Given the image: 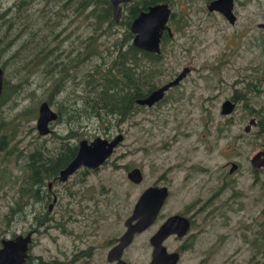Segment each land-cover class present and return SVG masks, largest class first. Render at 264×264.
Returning a JSON list of instances; mask_svg holds the SVG:
<instances>
[{"label": "rangeland", "instance_id": "obj_1", "mask_svg": "<svg viewBox=\"0 0 264 264\" xmlns=\"http://www.w3.org/2000/svg\"><path fill=\"white\" fill-rule=\"evenodd\" d=\"M16 1L0 0L3 6L1 10L12 6ZM47 9H52L49 16L54 22L52 28L51 22L46 24L45 15L35 16L37 19L35 23L29 21L30 15H25V12L18 15L23 22H25L23 16L26 17L30 27L35 30L33 38L35 42L48 32L51 35L61 31L63 18L74 15L72 7H62L58 0H51L48 5L46 0H37L29 13H47ZM237 14L239 20L233 25L218 14L212 16L204 13L194 14L188 33H175L167 45V50L172 49L173 52L166 54L162 60V69L166 75L157 85L176 75L185 66L190 67L191 71L155 106L136 110L133 116L123 122L114 121L115 125L107 132L100 125L98 118L86 120L85 133L81 138L90 140L95 136L108 138L117 133L123 134V140L109 159L97 171L88 173L85 182H78L73 187V191L81 194L82 198L93 194L100 200L99 196L103 195L102 204L99 205L100 233H119L120 229H116L117 216L122 214L128 216L141 192L148 186L158 183L161 176L172 178L174 200L179 205L174 207L168 205L165 211L172 208L177 210L196 197L208 198L219 184L221 166L229 161L237 162L239 169L230 175L231 180L227 177L232 185L217 198V205H213L210 219L206 222L203 217L198 219L197 241L192 249L182 253L178 264H264L260 250L264 166L255 172L250 165L251 156L264 146V132L262 138L255 137L257 126H252L248 133L244 132L249 119L255 116L249 112V108L251 106L258 108L264 100L263 95L257 101L259 104L255 103L254 97L258 92L249 89L257 81L260 67L264 63V51L262 44H259L260 32L264 30L256 26L264 19V0H243L237 8ZM79 16L82 19L80 27L78 28L77 23L75 28L70 25L69 30H65L66 36L70 35L66 44L73 41L74 44H78V37L85 38L89 32L106 33L101 25L100 29L95 30V22L91 17L84 18L83 14ZM3 32L2 27L0 44H3L5 38ZM119 33L120 31L114 32L111 37ZM111 37L105 38L104 42H109ZM28 39L30 36L26 34L20 46L30 45ZM8 40H11L9 44L11 50L7 46L1 61L11 60L4 68L5 78L11 80L9 83L17 82L14 79L16 73H44L35 65L36 60L30 64L29 55L24 63L28 64V69L23 70L22 66L19 68L17 58L21 54H17L18 57L15 59L12 58V53L16 52L12 31ZM45 41L43 38V44ZM26 49L28 48L22 47L23 52ZM38 82L34 81L35 84ZM256 87H259L258 83ZM235 91L242 92L245 98L236 102L232 113L221 115V102L230 98ZM18 97L24 105L29 103L34 106L39 104L40 101L37 102L39 99H45L46 93L43 88L29 85ZM12 107L18 109L21 106L13 103ZM16 112L17 110H13V113ZM35 124V121L29 124L25 122V129L14 140L13 148L7 152L16 156L6 154V166L0 169L1 179L4 181L3 185L0 181V230H12L14 235L23 226L16 221L8 227L6 215L10 207H16L17 203H20L17 196L20 194L18 187L23 186L29 175L25 165L26 153L34 146L36 131L31 126ZM59 127L60 125L56 130H59ZM46 136L48 140L50 136ZM51 143L52 146L53 141ZM165 144L169 145L167 150L163 149ZM16 159H20L21 162L16 164ZM131 163L142 168L143 180L139 184L130 182L126 177V166ZM191 165L196 168L193 169L196 176L188 181L185 176L188 169L193 167ZM206 168L213 171V176L209 184L203 178L202 184L201 176L207 172H202L201 169ZM74 178L77 180L78 176ZM68 188L70 187L66 189ZM61 194L62 200H66V193ZM232 196H235V200L224 204ZM62 206L61 203L53 209L52 214L55 218L60 215ZM216 207L220 208L217 210ZM159 224L160 219L135 239L128 253L131 264H149L151 249L147 248V244ZM195 229L196 227L191 229L190 236L195 233ZM7 235L11 234L5 236ZM36 239L34 253L43 255L47 260L57 258L62 260L64 258L61 256L62 251L69 253L75 248H83L65 236L55 225L47 232L42 230ZM167 245L170 251H174L180 243L169 240Z\"/></svg>", "mask_w": 264, "mask_h": 264}, {"label": "flooded vegetation", "instance_id": "obj_2", "mask_svg": "<svg viewBox=\"0 0 264 264\" xmlns=\"http://www.w3.org/2000/svg\"><path fill=\"white\" fill-rule=\"evenodd\" d=\"M36 1L37 0H17L13 3L12 6L9 5L10 7L4 10H1V7L3 6L0 3V13H2L3 16L2 22L6 28V23L9 22L10 16H13V14L17 15L16 17L13 16V30L11 31L12 37L14 38L16 53L21 54V56L17 58L18 67L21 68L22 66L23 70L28 69V64L24 63L27 60V55H29L30 64H32V62L36 60L35 65L44 72L42 74L16 73L14 75V79L17 80V82H11V85L15 88L14 90L11 89V85L8 82V86L13 92L10 93V101L6 102V104L3 106L2 113L4 114L7 111H11L13 113V110H17V108L12 107L13 103H18L21 106L19 108H25L26 106H28L29 103L24 105L20 101L18 96L19 94H21L22 90L26 86L36 85L37 87L43 88L45 90L46 97L45 99L41 100L36 106L29 104L33 110H36V115L33 120H30L26 123L29 124L31 121L36 122L38 117V107L43 101H45L48 104L49 108L56 113V118L47 123L49 133H47L46 135L50 136L48 140H46L48 136L41 135L37 131L36 124L35 126H31L32 128H35L36 138L34 137V146L31 148V150L26 153L25 165L28 164L30 166V169H26L27 173L38 174L39 177H31L32 183L29 177H26L23 186L18 187V191L20 194H17V196L20 200V203H17L16 208L18 209V222L21 226H23V228L17 230L14 236L7 235L1 237L0 235V248L2 247V242L7 239L12 240L18 236L23 238L30 236V241L28 243V249L25 252V257L23 258V260H18L20 261L19 264H117L118 262H122L124 264H131L130 260L128 259V253L130 252V249L135 239L144 234L146 230H148L152 225H154L158 219H160V224L158 226L159 228L160 226L164 225L169 218L178 216L187 220V229H185L184 225H182L183 223L180 226L175 227V232L168 235L162 242V245L164 246L167 253H177L181 257L182 253L189 251L194 247L197 241L196 234L199 233V226H197L198 219L200 217H203L205 222L210 219L213 213V205H217V198L224 194L232 185V183H230L229 181V179H232L230 175L234 171H237L239 169V164L237 162L235 163L231 161L224 163L220 168V172L222 174L219 184L213 190L211 195L206 199H203L201 196L196 197L190 202L185 203L183 208H179L177 210H174L172 208L169 211H165V208L168 205H170L171 207L179 205H177L174 200L172 178L167 177L163 174L164 176H161L162 178L158 181V183H154L153 185L147 187H165L167 189V195L158 212L156 220L149 227L143 230L141 234H136L133 237L131 244L123 248L119 259L114 258L115 261L110 260V252L115 246H117V244L119 243V239L126 232V220L131 215L135 203L132 205L131 211L128 216L124 214L117 216L118 221L116 222V229H120V232L104 234L100 233L101 208L99 209V205H101L103 201L101 199L103 195H100V200H97L96 196H94L93 194H89L82 198L81 194H76L73 191V187L76 183L85 182L87 174L90 172L97 171L98 168L101 167L109 158L106 159L103 164L95 168L80 166L74 172L68 175L65 180H60L59 176L60 172L64 168H66V166L75 157L80 140L86 139L81 138V136L85 133L86 126L85 100L83 95V84L86 75L94 74L95 68L100 67L102 68L103 76L113 77L114 69L117 68L118 64L122 65L123 62H125L126 64L127 75H131L133 72V58L130 46L133 44H85L84 37L80 36L78 37V44H74V41L70 44H66L70 35L66 36L65 30H69L70 25L72 26V28H75V25L77 23L79 28V24L82 21L79 15L83 14L84 18L86 16V12L85 14L82 13L81 8L74 7H72L74 9V15L63 18L64 24L61 31L51 35H49L48 32L47 35H45L46 41L44 44L43 38L40 39L38 42H35L33 40L35 30L30 27L28 19L26 17L23 16L25 22L22 21L21 17L18 16L20 13L25 12V15H30L29 21L31 23H35L37 21L35 16L45 15L46 24L51 22V28L54 24V22H52L49 17L50 12H52V9H47V13L42 14L29 13L30 8L32 7V5H34ZM49 1L51 0H46V5H48ZM64 1L65 3L70 2V0ZM212 1L213 0H127L126 2L119 3V7L121 8V14L118 21L113 18V5L109 2V0V3L102 1L98 5L100 11H104L105 9H108L109 6H111V18L106 19L103 24H100L99 22L98 23L103 29L104 27H109L110 31H120L121 33L125 31L123 20L126 15L133 16L130 19V24L128 27V29L130 30L132 22L140 13L148 11V9L152 6L166 4L170 11L166 23V28L163 30L160 39V51L158 53H153L150 51L143 50L153 54H159V63L163 65L162 60L165 58V55L173 52L172 49L167 50L168 43L172 41L175 33H188L187 31L192 25V15L204 13L208 16H212L214 14H218L228 22V20L219 11L208 10V5ZM242 3L243 0H233V13L236 17L234 23H237L239 20L237 8ZM130 8L132 10L138 9L139 11L135 15H133L129 13ZM89 17L90 16H88V18ZM95 20L96 19H94L93 21L95 22ZM111 21L113 22V24L111 23ZM260 24H264V19L256 24L259 29L264 30V27H261ZM198 29H200V27H198ZM249 31H251L250 26ZM3 33L5 35V32ZM26 34L30 36V39L27 40L30 45L25 46L28 49L23 52L24 50H22V46H20V43H22V39ZM132 35L134 37L133 33ZM260 40L261 43L259 44H262V49L264 51V32H260ZM10 43L11 40H8L7 36L5 35V38L3 39V44L7 45L9 50H11L9 46ZM2 62H5V60H2ZM263 66L264 63L260 67V73H262L261 68L263 70ZM122 70V68L119 70L120 73L117 77H124ZM179 73L180 72H178L176 75L168 77L167 80L163 81L160 85H157L153 90L167 84L169 81L176 78ZM165 75V70H163V74L160 76V78L162 79ZM262 76H264V73H262ZM36 80H38L39 82L35 84L34 81ZM179 83L176 86H178ZM176 86L169 87L168 89H166L160 100L166 98L167 93L170 92ZM153 90H151L145 96L136 98L134 100L135 108L132 110V113L129 117L133 116L136 113V110H140L143 108H151L155 106L158 101H160L158 100L150 106L146 104L143 105L137 103V99L146 97ZM259 90L264 91V89H262V84H259ZM235 93L236 92H234V94L231 96L232 98L230 97L225 100H231L236 106V102H239L244 99V96L241 93H239L238 95H236ZM225 100L221 102L220 113L222 103ZM221 115L223 114L221 113ZM254 117L256 118V120L258 119L256 116ZM59 125V130H56V127ZM18 136L19 135H17V137ZM111 138L112 137L110 136L108 137V139ZM39 139L42 140L39 141ZM51 141H53L52 146ZM70 147H75L76 153L70 160H68L70 152H68L67 150ZM168 148L169 145L167 144L163 146L164 150H167ZM9 149H12L11 144L9 145ZM259 150H257L256 152H258ZM6 154H12L13 156H16L13 153H7L4 150H1L0 169H4V167L6 166ZM19 162H21L20 159H16V164H18ZM228 164L229 168H227ZM191 166L193 167L188 169V173L185 176V179H188V181L194 179L196 176L195 171L193 170L196 168H194V165ZM126 168V177L128 171L134 168H138L142 174V179L138 183H135L129 180L128 178L127 179L134 184H139L142 182V168L132 163L129 164V166H126ZM253 169L256 172L260 168ZM201 171L207 173L202 174V179L200 180V183L203 184V178H205L209 184L211 181V176H213V171L210 168L201 169ZM43 172H46L48 179L45 177V175L42 174ZM75 176H78L77 180H75ZM227 177H229V179H227ZM0 181L1 185H3L4 181L1 179V175ZM29 183L32 184L31 188L33 190L31 197H28ZM67 187L70 188L66 189ZM62 192L66 193V200H62ZM234 200L235 196H232L227 201H225L224 204H229L231 203V201ZM61 203L63 204V206L61 207V213L57 218H55L52 214L53 209L56 206H59ZM75 205H77V208H75ZM26 206H30L28 211L24 210ZM219 208L220 207H216L217 210ZM103 219H105V217H103ZM54 225L55 227L60 228L61 232L65 236L71 238L70 240H72L75 244H78L83 248H75L74 250L69 251V253H67L66 251H62L61 256L64 257L62 260H59L58 258L54 260H47L43 257V255H38L34 253L35 250L33 249V247L36 244V237L38 236V234H40L42 230H45V232H47V230L49 228H53ZM118 225H120V227H118ZM76 227H78L79 229L77 230ZM194 227H196L195 233L190 236L191 229ZM158 228L156 229V232ZM2 230H0V234ZM153 235H151L150 238ZM149 240L147 248L151 249L152 251ZM169 240H174L175 242L180 243L176 250H169L167 245ZM14 261L15 264H18L16 260Z\"/></svg>", "mask_w": 264, "mask_h": 264}, {"label": "water", "instance_id": "obj_3", "mask_svg": "<svg viewBox=\"0 0 264 264\" xmlns=\"http://www.w3.org/2000/svg\"><path fill=\"white\" fill-rule=\"evenodd\" d=\"M126 1L127 0H109L113 5V18L116 21L119 20L121 14L119 3ZM208 10L219 11L230 24H234L235 22L236 17L233 13V0H213L208 5ZM169 11L166 4H159L150 7L146 12L140 13L130 26V30L134 34L132 44L142 50L158 53L160 51V39L163 30L166 28ZM260 26L264 27V24H260ZM190 71V67H183L176 78L153 90L146 97L137 99V103L149 106L152 105L154 102L161 99L166 89L176 86ZM3 80L4 70L0 67V96L3 88ZM234 106L235 104L231 100H225L221 106V113L223 115L231 113ZM55 118L56 113L49 108L48 104L45 101L40 103L36 120L37 131L41 135L49 133L47 123ZM252 126H257L255 117L249 119L248 124L244 128V132L248 133ZM122 140V133H117L111 139L96 136L90 141L87 139L80 140L75 157L66 168L60 172L59 179L65 180L68 175L80 166L95 168L103 164ZM250 162L251 166L256 169L264 166V146L251 157ZM127 178L138 183L142 179V174L138 168H134L127 172ZM166 195L167 189L165 187L154 186L145 189L140 194L133 206L131 215L126 220V232L119 239L117 246H115L109 254L110 260L115 261L114 258L119 259L123 248L131 244L133 237L136 234H141L143 230L156 220ZM181 224L187 229V220L174 216L169 218L164 225L158 228L157 232L149 240L152 248L149 264H178L180 256L177 253H167L162 242L168 235L175 232V227ZM29 241L30 236L25 238L18 236L15 239L3 241L2 247L0 248V264H15L14 260L19 264L20 261L18 260H23L25 257ZM117 264L124 263L118 262Z\"/></svg>", "mask_w": 264, "mask_h": 264}, {"label": "trees", "instance_id": "obj_4", "mask_svg": "<svg viewBox=\"0 0 264 264\" xmlns=\"http://www.w3.org/2000/svg\"><path fill=\"white\" fill-rule=\"evenodd\" d=\"M102 1L109 3L108 0H70V2L66 3L64 0H58L62 7L71 6L74 8H81V12L84 14L86 12L87 17L90 16L92 20L96 19L95 30L100 29L99 23L103 24L106 19L111 18V6H109L108 9H105L104 11H100L98 5ZM138 11V9H129V13L133 15H135ZM132 17V15H126L124 17V32H121L112 38L111 36L114 34V32H111L109 27H104L103 31L106 33L94 34L89 32L90 34H87L84 38L85 44H132L131 39L133 35L128 29L130 19ZM2 19L3 16L2 13H0V32L1 28L3 27L5 35L7 38H9L11 30H13V16H10L9 22L6 23L7 28L4 26ZM111 23L113 24L112 21ZM107 37L111 38L109 42L105 43L104 39ZM43 38H45V36H43ZM130 49L133 58V72L131 75H127L126 64L123 62L122 65L118 64L117 68L114 69L113 77L103 76L102 68L96 67L94 74H87L86 78L84 79L83 95L85 100L86 120L89 121L90 119L98 118L100 125L104 127L105 132L109 131L113 125H115L114 121H125L135 108L134 100L136 98L145 96L147 93L153 90L160 81V76L163 74L162 65L159 63V54H153L140 50L133 45L130 46ZM6 51L7 45L0 44V67L3 69L11 61H1ZM17 57V53L13 52L12 58L15 59ZM121 68L123 69V78L117 77ZM261 71L264 73V66L263 70L261 68ZM262 73L259 72L257 81H255L252 86L249 87L252 92H258V94L254 97L256 101L255 103L257 104H259V102H257L260 99L259 97L264 95V91H260L259 87H256L257 83L262 84L264 81V76H262ZM8 82H10V80L4 77L2 93L0 96V151L4 150L5 152L10 151V144L13 148V142L17 138V135H20L23 132L22 130L25 129V122L33 120L36 115V110H33L29 104L25 108H18L17 112L14 114L11 111H7L4 114L2 113L3 106L6 104V102L10 101V93L13 92L11 89H15L11 83L10 89ZM247 85L249 86L250 83H247ZM235 92L236 95L242 93L240 91ZM31 99L34 100V97ZM43 99L44 98L39 99L37 102ZM249 112L258 118V131L255 133V137L261 136L262 138V133L264 132V100L256 109L254 106H251L249 108ZM67 151L70 152L68 156V160H70L76 153V148L70 147ZM27 169H30L28 164ZM42 174L48 179L46 172H43ZM28 177L32 183V178L39 176L38 174L29 173ZM31 183H29L28 197H31L33 193ZM29 208L30 206H26L24 210L28 211ZM262 215L263 221L261 224L262 230L260 250L262 251L264 259V208L262 209ZM16 221L18 222V209L16 207H10V211L6 215V225L9 227L12 223H16ZM6 234H11L14 236L12 230L5 229L2 230L0 235L1 237H4Z\"/></svg>", "mask_w": 264, "mask_h": 264}]
</instances>
